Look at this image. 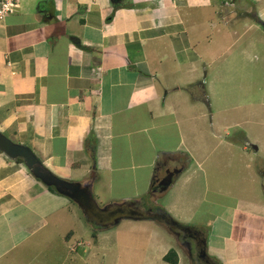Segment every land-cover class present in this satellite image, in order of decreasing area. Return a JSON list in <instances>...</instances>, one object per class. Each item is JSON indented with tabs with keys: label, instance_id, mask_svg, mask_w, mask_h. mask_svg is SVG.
I'll return each instance as SVG.
<instances>
[{
	"label": "crops",
	"instance_id": "1",
	"mask_svg": "<svg viewBox=\"0 0 264 264\" xmlns=\"http://www.w3.org/2000/svg\"><path fill=\"white\" fill-rule=\"evenodd\" d=\"M0 132L97 207H160L215 264H264V0H18L0 21ZM178 152L185 169L147 197ZM69 200L0 151V264H170L171 248L181 264L158 222L122 242Z\"/></svg>",
	"mask_w": 264,
	"mask_h": 264
},
{
	"label": "water",
	"instance_id": "2",
	"mask_svg": "<svg viewBox=\"0 0 264 264\" xmlns=\"http://www.w3.org/2000/svg\"><path fill=\"white\" fill-rule=\"evenodd\" d=\"M0 151L9 159H21L35 178L45 186L54 187L57 193L74 201L83 211L85 217L100 228L117 225L122 219L154 221L160 219L156 213L135 207V202L115 204L111 208L109 205L102 208L97 207L92 198L90 184L82 185L59 178L42 164L30 147L12 141L2 132H0ZM179 172V168L167 169L165 176L159 181L160 191L165 192L171 185L174 176ZM104 214L107 216L103 217ZM166 224L170 223L166 222ZM201 251V257L206 259V264H215L207 258L204 248Z\"/></svg>",
	"mask_w": 264,
	"mask_h": 264
},
{
	"label": "trees",
	"instance_id": "3",
	"mask_svg": "<svg viewBox=\"0 0 264 264\" xmlns=\"http://www.w3.org/2000/svg\"><path fill=\"white\" fill-rule=\"evenodd\" d=\"M197 89L201 91V96L202 99H206V93L204 89L203 83H198L196 84ZM188 92L192 96V99H195V96L192 93L191 87L187 88ZM89 153L93 159V153H94V148L91 146L89 149ZM18 162H22L21 159H16ZM189 163V157L186 153L178 152V153H166L162 154L159 156L156 160V164L154 167L153 175L151 178V182L149 185L147 197H152L153 199L158 198L161 194H163V191H160V186H159V181L161 178L165 176V171L167 169H172V168H179L180 171L185 169L187 164ZM161 174V175H159ZM176 176H174L175 178ZM46 188L54 193H57L54 187L51 186H46ZM153 213H156L159 215V222L162 224L164 227L169 228L170 224H166V222L176 224L177 226L179 225L177 222L173 221V219L160 207L155 206L152 211ZM100 228V227H98ZM94 235V232H93ZM163 260L167 263L170 264H177L178 263V254L175 249L171 248L169 249L165 255L163 256Z\"/></svg>",
	"mask_w": 264,
	"mask_h": 264
},
{
	"label": "rangeland",
	"instance_id": "4",
	"mask_svg": "<svg viewBox=\"0 0 264 264\" xmlns=\"http://www.w3.org/2000/svg\"><path fill=\"white\" fill-rule=\"evenodd\" d=\"M13 141V140H12ZM15 142V141H14ZM70 202H73V201H71V200H69ZM72 204H74V203H72ZM74 206V205H73ZM78 212H82V210L78 207V205L75 203V207H74ZM85 217V216H84ZM157 222V221H156ZM92 223V228H94V229H98V226L97 225H95L93 222H91ZM141 224H149V226L151 225V226H158V225H156L157 223H155L154 221H152V220H139V221H134V220H131V219H124V220H122L121 222H119L117 225H114V226H112L110 229H108V231L109 230H111V232L113 231V230H115V232L117 233V239H119L120 241H122V242H129L130 240H131V235H129V232H128V228H130L131 226H135V225H141ZM158 224H159V226H162V227H164L162 224H160L159 222H158ZM87 225H89L90 226V224H89V221H88V223H87ZM162 227H160L161 229V235L159 234H156L155 235V238H156V240H155V243H156V245H158V246H162V247H166V242L168 243H170V241H171V243L173 244L174 243V240H175V246L177 247V249L179 250V252H180V260H181V264H187V263H189V261L188 260H190V258H189V256H188V254H187V252H186V250H184L181 246H179L180 244L178 243V241H177V238L174 236V234H173V232H172V229H171V227L169 226V228H167V227H164V228H162ZM163 230V231H162ZM93 232L95 233V231L93 230ZM92 232V233H93ZM171 233V235L173 236H171L170 235V233ZM162 236H163V238H162ZM170 236V237H169ZM170 238H171V240H170ZM146 239V238H145ZM162 239H164L165 240V242L162 240ZM158 240H161V242H159ZM163 250L160 248L159 250L158 249H156V250H154V251H152V254H153V260H155V261H157V260H161V259H159V254L162 252ZM123 259H124V264H128V262L131 260V262L133 261L130 257H128V254H126L124 257H123ZM191 261V260H190Z\"/></svg>",
	"mask_w": 264,
	"mask_h": 264
},
{
	"label": "flooded vegetation",
	"instance_id": "5",
	"mask_svg": "<svg viewBox=\"0 0 264 264\" xmlns=\"http://www.w3.org/2000/svg\"><path fill=\"white\" fill-rule=\"evenodd\" d=\"M135 207H138L135 205ZM90 211V210H89ZM107 216L104 214L103 217ZM170 227L178 243L184 250H186L191 262L193 264H206L203 257H201V250L203 249V236L195 230L177 226L170 223Z\"/></svg>",
	"mask_w": 264,
	"mask_h": 264
},
{
	"label": "built area",
	"instance_id": "6",
	"mask_svg": "<svg viewBox=\"0 0 264 264\" xmlns=\"http://www.w3.org/2000/svg\"><path fill=\"white\" fill-rule=\"evenodd\" d=\"M18 6V0H0V21Z\"/></svg>",
	"mask_w": 264,
	"mask_h": 264
}]
</instances>
